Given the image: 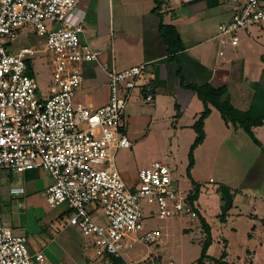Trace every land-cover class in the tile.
<instances>
[{
	"label": "built area",
	"instance_id": "built-area-1",
	"mask_svg": "<svg viewBox=\"0 0 264 264\" xmlns=\"http://www.w3.org/2000/svg\"><path fill=\"white\" fill-rule=\"evenodd\" d=\"M84 2L0 0V264H50L42 248L31 252L28 237L3 223L4 170H46L54 180L46 191L47 203L66 204L71 211L66 225L91 238L96 255L110 258L111 264V258L135 264L124 255L138 244L162 246L166 235L161 227L147 226L149 220L198 217L197 201L180 188L174 168L164 160L143 167L133 186L117 166V152L132 146L123 118L147 63L117 70L103 62L110 88L107 103L95 106L88 97L76 101L86 81L83 63L99 61L101 55L82 40ZM263 21L264 0H246L218 27L219 55L238 45L240 30ZM27 24L46 39L51 73L46 96L38 95L39 84L28 74L27 55L36 50L26 46L9 51L5 43ZM144 89L146 102L155 106L154 86L148 83ZM10 193L20 199L26 189L12 186ZM18 208L26 209V204L20 200ZM166 260L178 264L171 257Z\"/></svg>",
	"mask_w": 264,
	"mask_h": 264
},
{
	"label": "crops",
	"instance_id": "crops-1",
	"mask_svg": "<svg viewBox=\"0 0 264 264\" xmlns=\"http://www.w3.org/2000/svg\"><path fill=\"white\" fill-rule=\"evenodd\" d=\"M245 2L246 0H162L161 8L156 13L155 0H85V31L82 40L88 41L101 55L99 61L83 63L86 81L83 88L77 92L76 101L82 102L88 97L95 106L107 103L110 88L107 72L101 65L103 62H109L110 66L117 70L147 63L123 118L126 122L124 128L132 141L131 147L135 145V141L146 138L159 125L167 128L171 136L173 134L172 140L187 139L191 147L196 138L193 125L204 110V104L188 85H227L234 103L229 84L236 65H246V57L240 50L242 45L255 53L262 62L258 79L251 80L246 74L243 79L250 85L262 77L264 52L258 51V47L264 43V21L242 30L238 45L227 47L225 55H219L222 46L217 37L218 27L221 23L229 22ZM161 23L173 25L178 30L184 44L183 50L177 53L168 51V45L161 34ZM148 83H151L156 91L154 116L149 113L144 115V109L138 108L146 102L144 87ZM101 92H107L105 100L96 101L95 95ZM79 93L86 94L79 98ZM234 105L238 107L235 103ZM210 107L211 113L204 126L205 140L194 151L192 179L200 185L201 196L202 181L196 172L201 156L210 160L211 167L215 168V160L219 156L225 153L231 155V145L235 146L237 151L244 148L254 150L256 158L239 178H228L225 175L227 171L217 174L220 179V204L224 209L229 205L223 215L226 219H232L230 229L235 230L237 221L243 217L264 224V150L255 144L241 127L226 124L220 112L214 106ZM263 128L264 125L253 127V132L264 147ZM34 171L26 173L29 172L30 175ZM202 211L204 212L197 207L198 219L203 216L207 220ZM65 227L70 226L65 224ZM252 228L255 229L256 224ZM211 233L213 243L212 226ZM30 246L32 252L41 248L35 242ZM89 259L92 257H86L82 249H74L70 255L63 254L62 258L59 257L55 264H92ZM93 259L99 262L98 259ZM97 262L96 264L101 263Z\"/></svg>",
	"mask_w": 264,
	"mask_h": 264
},
{
	"label": "rangeland",
	"instance_id": "rangeland-1",
	"mask_svg": "<svg viewBox=\"0 0 264 264\" xmlns=\"http://www.w3.org/2000/svg\"><path fill=\"white\" fill-rule=\"evenodd\" d=\"M241 33L242 30L239 31V35ZM5 43L9 47V51L17 52L21 47L26 46L36 50L33 55H27V63L30 62L28 74L34 76L39 84L38 95L46 96L51 83V73L49 55L44 51L45 37L39 35L32 25L27 24L20 29L15 38H6ZM240 50L246 57V67H243L242 63L236 65L229 86L234 103L239 108L246 109L252 101L253 90L243 79V75H248L251 80L258 79L261 74L262 62L255 53H252L245 46L242 45ZM259 50L264 52V43L258 47ZM106 93L96 94V101L105 100ZM85 94L79 93L78 97L83 98ZM138 108L139 110L144 109V115L148 113L155 115L156 107L147 102H143L142 106H138ZM125 118L127 119V115ZM124 124H126L125 120H123ZM262 130L264 133V128ZM172 136L167 128L159 125L146 138L135 141L133 147L121 148L117 152V166L129 186L136 183L139 171L143 167L160 159L174 168V177L177 179L180 188L186 192L191 191L193 182L187 176L190 146L187 139L172 140ZM254 147L257 149L256 146ZM231 148L230 156L225 153L215 160V168L211 167L210 160L201 156L196 169L197 176L202 181L201 196L197 200L196 206L204 210L202 212L205 213L213 229L214 240L208 253L230 264H264V224L243 217L239 218L236 229L233 230L230 229L232 219H226L223 215L225 210L220 204V179L217 174L227 171L225 175L228 178L233 176L239 178L256 158L254 150L244 148V150L237 151L232 145ZM53 182L52 176L43 169H36L30 175L29 172L15 173L4 170L1 175L4 225L10 227L15 234L27 236L31 252L30 244L38 243L51 264L57 263L63 254L70 255L74 249H82L86 257L90 255L92 259L89 261H92V264L97 262L93 257L98 259L100 264H109L110 258H100L96 255L95 249L90 244L91 238L76 228H64L66 218L71 213L70 210H67L68 206L61 204L51 207L46 200L47 188ZM12 186H24L26 189L25 196L19 199L16 195L11 194L10 188ZM20 200L26 204V209L18 208ZM145 206L147 205L145 204ZM254 224H256L255 229L252 228ZM147 226L161 227L166 235L163 239L164 243L159 247L138 244L125 253L124 256L127 260L133 261L135 264H165L166 259L171 257L178 264H197L205 240V234L198 217L194 220L187 218L152 219L147 222ZM45 240H48L47 248L42 247ZM149 253L150 255L145 261L137 263ZM208 264L215 263L209 261Z\"/></svg>",
	"mask_w": 264,
	"mask_h": 264
},
{
	"label": "trees",
	"instance_id": "trees-1",
	"mask_svg": "<svg viewBox=\"0 0 264 264\" xmlns=\"http://www.w3.org/2000/svg\"><path fill=\"white\" fill-rule=\"evenodd\" d=\"M155 2L156 7L154 8V12L158 13L162 5V0H155ZM160 29L170 53H177L184 49L181 36L173 25L161 23ZM262 60L264 61V55L262 56ZM28 64H30V62H28ZM250 85L254 90V94L250 107L247 110H241L234 105L227 85L214 87L210 83H204L187 86L198 95L199 99L204 104V110L199 119L193 125V129L196 132V138L192 143L188 154L189 163L187 166V176L189 178L192 179L191 170L195 163L194 151L204 142L206 137L204 126L206 118L211 113L210 105L214 106L220 112L226 124H233L241 127L252 138L254 143L261 146L264 150L262 143L253 132V127L264 125V68L261 79L259 81L251 82ZM192 182L193 188L190 191L189 199L194 202L197 201L200 196V185L195 183L193 179ZM228 207L229 205L227 204L224 210H227ZM199 220L205 234V240L202 244L201 254L197 259V264H208V261L210 260L214 261L215 264H230L225 260L217 259L208 254V249L212 244L211 226L203 216H200ZM111 259L112 264H124L123 260L120 258Z\"/></svg>",
	"mask_w": 264,
	"mask_h": 264
}]
</instances>
